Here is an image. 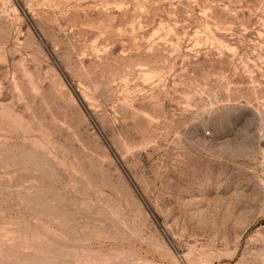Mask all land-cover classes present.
Masks as SVG:
<instances>
[{"label":"rangeland","instance_id":"obj_1","mask_svg":"<svg viewBox=\"0 0 264 264\" xmlns=\"http://www.w3.org/2000/svg\"><path fill=\"white\" fill-rule=\"evenodd\" d=\"M0 264H264V0H0Z\"/></svg>","mask_w":264,"mask_h":264}]
</instances>
